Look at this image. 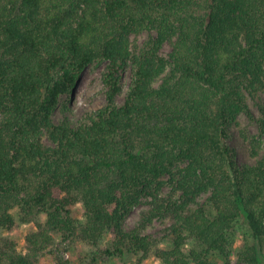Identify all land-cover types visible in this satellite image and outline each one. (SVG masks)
<instances>
[{"label": "trees", "instance_id": "1", "mask_svg": "<svg viewBox=\"0 0 264 264\" xmlns=\"http://www.w3.org/2000/svg\"><path fill=\"white\" fill-rule=\"evenodd\" d=\"M97 61H106L107 104L56 120L62 96ZM259 92L264 0H0V264H38L54 234L97 246L109 237L93 262L215 264L214 253L230 258L239 224V258L264 264V117L255 163H240L228 142ZM17 215L37 226L25 251L2 233ZM155 219L170 220L171 247L147 232Z\"/></svg>", "mask_w": 264, "mask_h": 264}, {"label": "rangeland", "instance_id": "2", "mask_svg": "<svg viewBox=\"0 0 264 264\" xmlns=\"http://www.w3.org/2000/svg\"><path fill=\"white\" fill-rule=\"evenodd\" d=\"M149 37L148 32L141 35L133 36V39L139 43H143ZM171 49L169 42L165 43L162 52L167 54ZM106 69V61H97L89 65L78 82L77 87L71 95L62 96L59 107L55 112V119L60 120L64 117H69L73 121L82 119L90 113L98 110L100 107L107 104L106 86L103 80V73ZM132 69L129 67L123 75L124 94L119 95L118 103H123L129 86L131 83ZM249 104L253 116L242 113L236 121L230 126L229 144L236 150L237 159L240 163H255L257 157L254 155L252 148L253 135L258 136L260 133V118L264 117V92H259L255 96H249ZM205 199V196L203 197ZM202 200V198H201ZM150 206L145 201L136 206L127 215L125 226L132 228L137 225L142 218V212L149 209ZM85 209L82 203H79L74 208L75 224L80 225L85 220ZM19 215V213H17ZM17 215V225L13 230L2 231L3 234L10 236L18 242L20 251H25V237L33 230L37 229L34 223L21 221ZM40 220L45 221L46 215L41 214ZM171 222L169 219H155L147 232L152 233L160 239L162 247H171L172 241L168 235V227ZM233 234L234 243L231 247L232 251L230 258L226 259L223 256L214 253L213 261L215 264H250L239 258L238 250L242 248L246 241L247 228L243 224H239L235 228ZM109 237L104 238L100 242V246L107 243ZM100 246L83 242L74 238H64L62 235L54 234L53 241L43 251L38 258V264H136L140 255H137L132 260L128 256H103L96 262H93V255L100 252ZM142 264H163L162 260L155 255H151L145 259Z\"/></svg>", "mask_w": 264, "mask_h": 264}]
</instances>
